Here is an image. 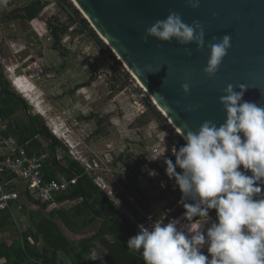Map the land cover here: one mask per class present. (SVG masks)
Masks as SVG:
<instances>
[{
    "label": "rangeland",
    "instance_id": "374dc122",
    "mask_svg": "<svg viewBox=\"0 0 264 264\" xmlns=\"http://www.w3.org/2000/svg\"><path fill=\"white\" fill-rule=\"evenodd\" d=\"M44 1L49 9L31 22H7L4 14L1 18L4 38L31 45L32 50H27L20 57L12 56L7 43L1 44V83H8L5 67L15 64L21 66V61L28 54L34 58L23 65L19 72L36 79L35 70H42L40 80L36 81L37 93H34L31 85L18 84L17 88L23 95L18 94L8 83L11 92L23 100L27 107L26 112H23L19 101L8 104V120L24 127L29 117L34 119L40 116L37 106H40L38 101L43 100L41 117L44 123L50 132L59 128L57 134L61 139H56L63 148H57L58 158L68 154L76 160L137 230V225L147 227L156 220L167 223L172 217L169 210L176 204V196L160 190L152 183L139 181L137 169L145 160L142 152L153 144L157 134L164 131L174 142L180 140L185 144V141L70 0H67L70 6L57 0ZM25 2L29 1L10 0L7 2L8 9L11 12L20 9ZM52 18L68 25L58 49L54 48V38L48 29V22ZM81 20H85L86 25ZM95 38L101 41L103 47L97 45ZM36 95L41 98L38 100ZM152 108L163 117L164 125L153 119ZM120 156L121 160H118ZM79 204L72 202L64 210L68 211ZM37 210L41 209L29 205L26 212L14 213V224L4 229L3 237L8 243L32 226L28 215ZM48 210L42 211L47 217ZM65 218L69 224H65L61 217L53 220L72 242L92 237L100 227L99 221L83 224L84 219L81 217ZM181 223H184L182 219ZM41 245L39 243L38 248ZM203 251L207 254L206 248ZM102 252V246L94 241L91 257L95 264H104Z\"/></svg>",
    "mask_w": 264,
    "mask_h": 264
},
{
    "label": "clouds",
    "instance_id": "9594fccd",
    "mask_svg": "<svg viewBox=\"0 0 264 264\" xmlns=\"http://www.w3.org/2000/svg\"><path fill=\"white\" fill-rule=\"evenodd\" d=\"M188 4L196 9L199 0H188ZM149 37L195 44L197 50L205 44L201 24L193 21L188 25L176 12L148 27L144 41ZM212 41L203 68L209 79L227 55L231 36L213 37ZM190 87L188 82L181 84L184 94ZM247 89L243 84H228L220 97L224 122L204 121L197 130L183 132L186 143L178 150L172 148L175 162L164 160L167 177L174 179L182 194L179 204L185 210L184 223L172 219L167 223L156 220L147 227L137 225L138 233L128 239L127 249L140 253L144 264H264V106L244 101ZM42 103L38 101L40 110ZM39 115L43 117L41 111ZM149 175L157 173L150 170ZM210 210H215L214 221Z\"/></svg>",
    "mask_w": 264,
    "mask_h": 264
},
{
    "label": "water",
    "instance_id": "95a60500",
    "mask_svg": "<svg viewBox=\"0 0 264 264\" xmlns=\"http://www.w3.org/2000/svg\"><path fill=\"white\" fill-rule=\"evenodd\" d=\"M73 4L181 137L204 121L224 122L220 97L228 84L245 85L242 99L264 106V0H199L196 9L188 0H73ZM170 12L179 13L188 25L201 24L202 49L175 39L144 41L145 30ZM226 34L231 36V47L209 79L203 73L208 45L213 37ZM185 82L191 85L188 94L181 90Z\"/></svg>",
    "mask_w": 264,
    "mask_h": 264
},
{
    "label": "trees",
    "instance_id": "16d2710c",
    "mask_svg": "<svg viewBox=\"0 0 264 264\" xmlns=\"http://www.w3.org/2000/svg\"><path fill=\"white\" fill-rule=\"evenodd\" d=\"M57 1L71 5L67 0ZM43 7L44 3L41 0L27 2L22 8L5 14V20L31 22L38 17ZM81 21L86 25L85 20ZM48 29L51 37L54 38V48L58 49L62 35L68 30V25L60 24L56 18H52L48 22ZM95 41L97 45L103 47L99 39L95 38ZM1 79L2 77H0L2 93L0 110L3 118L8 120L9 112L6 108L8 104L15 102L13 99L15 94L11 92L7 82L1 83ZM3 100L6 101L2 104ZM19 100V103H22L27 110L24 101L20 98ZM151 115L156 122L164 125L163 117L158 111L152 108ZM8 125L9 132L20 141L31 140L36 154L48 155L43 169L45 180L64 178L68 181L76 179V182L67 192L56 197L55 204L29 200L21 212H26L29 205L38 206L41 210L29 212L28 218L32 226L10 243L5 240L3 234L6 227L14 224V218L10 212L0 211V264H95L91 257L94 241H98L103 248L101 259L104 264H144L140 253L127 249L128 239L138 233L135 225L131 224L115 204L101 192L77 161L71 159L68 154L57 158V148L59 146L63 148L62 144L52 135L43 119L40 116L31 118L24 127L10 122ZM35 137L38 138L34 139ZM178 142L181 146L184 145L180 140ZM118 160H121V156ZM72 202L80 204L65 211V206ZM46 209H49L47 212L49 217L42 212ZM184 211L181 206L175 210L174 216L177 217ZM209 215L215 220V210H210ZM66 216L71 219L81 217L84 219L83 224L99 221L100 227L92 237L72 242L64 236L59 225L53 220L55 217H61L65 220V224H69ZM39 243L42 244L41 248H38Z\"/></svg>",
    "mask_w": 264,
    "mask_h": 264
},
{
    "label": "built area",
    "instance_id": "2783aa9c",
    "mask_svg": "<svg viewBox=\"0 0 264 264\" xmlns=\"http://www.w3.org/2000/svg\"><path fill=\"white\" fill-rule=\"evenodd\" d=\"M28 1L32 2L36 0ZM41 1L44 3V7L38 17L44 15L49 9V5H47L44 0ZM7 2H10V0L0 2V46L3 42H6L10 51H12V56L15 55L20 57L21 54L31 49V45L20 44L16 40H7L4 38L2 33L4 24L1 22V18L3 14V16H5V14L11 12V10L8 9ZM33 58L34 56L32 54H28L26 58L21 61V66L15 64L5 67V71L8 75V83L18 94H20L17 90L18 84H28L34 88V91L37 90L36 81L40 80L42 70L39 68L35 70L36 74L34 76H36V79L30 78L26 73L19 72L21 67L30 62ZM1 97L2 93L0 89V101ZM55 130H52V132L57 133L58 127ZM37 138L38 137H35L34 139ZM173 147L178 150L181 145L171 140L170 136L164 131L157 134L153 144L142 152V156L145 160L139 165L136 175L139 181L146 184L152 183L160 190L176 196V204L169 210L170 215H172L169 221L180 217L182 218L183 216V214L177 217L174 216L175 210L177 209L176 207L182 206L179 204L182 194L178 186H175L174 179L169 180L165 173L166 164L164 160L167 158L175 162V157L172 154ZM157 156L161 157L157 160L149 161ZM47 157L48 155L46 153L36 154L35 149L31 145V140L22 142L11 134L7 121L3 118L0 110V211H7L14 215L15 212H21L29 200L55 204L56 197L67 192L70 187L75 184L76 179L70 181L64 178H60L59 180H45L43 169ZM150 170H154L157 175H149ZM177 171L179 172L180 169H177ZM162 183L165 187H161ZM29 241L33 243L31 239H29Z\"/></svg>",
    "mask_w": 264,
    "mask_h": 264
},
{
    "label": "bare ground",
    "instance_id": "6f19581e",
    "mask_svg": "<svg viewBox=\"0 0 264 264\" xmlns=\"http://www.w3.org/2000/svg\"><path fill=\"white\" fill-rule=\"evenodd\" d=\"M72 3H73V0H70ZM127 69V68H126ZM127 71L131 74V72L127 69ZM132 75V74H131ZM133 76V75H132ZM133 78L135 79V77L133 76ZM136 80V79H135ZM137 81V80H136ZM137 83H138V81H137ZM139 84V83H138ZM139 86L142 88V86L139 84ZM18 89V92L19 91H21V90H19V88H17ZM143 89V88H142ZM144 90V89H143ZM145 91V90H144ZM20 93V92H19ZM145 93L148 95V98H150L151 99V97L149 96V94L145 91ZM21 94V93H20ZM21 95H23V94H21ZM24 97V96H23ZM37 100V99H36ZM152 100V99H151ZM152 102H153V100H152ZM34 104H37V103H35V102H33ZM154 103V102H153ZM33 104V105H34ZM37 109H38V111H39V113H40V111H42V110H40V106H37ZM45 117V116H44ZM51 120V119H50ZM54 124H56V123H54ZM172 125V124H171ZM172 127L176 130V132L179 134V132L177 131V129L172 125ZM59 129V128H58ZM58 133V132H57ZM60 134H62V133H60ZM180 135V134H179ZM182 138V137H181ZM183 139V138H182ZM62 141V140H61ZM186 143V142H185Z\"/></svg>",
    "mask_w": 264,
    "mask_h": 264
},
{
    "label": "flooded vegetation",
    "instance_id": "af4514ba",
    "mask_svg": "<svg viewBox=\"0 0 264 264\" xmlns=\"http://www.w3.org/2000/svg\"><path fill=\"white\" fill-rule=\"evenodd\" d=\"M0 77H3V72H2V70H1V67H0ZM13 97H14L15 99L19 100L18 96L13 95ZM19 102H20V100H19ZM21 104H22V103H21ZM22 105H23V104H22ZM23 107H24V106H23ZM23 111L26 112V109L24 108ZM29 119H31V117H29Z\"/></svg>",
    "mask_w": 264,
    "mask_h": 264
},
{
    "label": "crops",
    "instance_id": "0c3cea01",
    "mask_svg": "<svg viewBox=\"0 0 264 264\" xmlns=\"http://www.w3.org/2000/svg\"><path fill=\"white\" fill-rule=\"evenodd\" d=\"M13 99L16 101V102H18L19 100H17V99H15L14 97H13ZM22 105V104H21ZM22 107H23V105H22ZM23 109H24V107H23ZM24 112V111H23ZM26 114V113H25ZM28 116H29V114H28ZM41 117V116H40ZM42 118V117H41ZM6 120V119H5ZM7 121V124H9V120H6ZM9 126V125H8ZM48 127V126H47ZM9 128V127H8Z\"/></svg>",
    "mask_w": 264,
    "mask_h": 264
}]
</instances>
